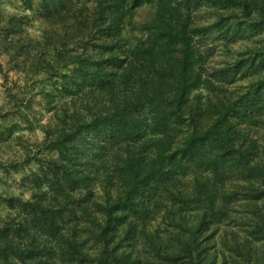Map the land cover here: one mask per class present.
Segmentation results:
<instances>
[{"label": "trees", "instance_id": "trees-1", "mask_svg": "<svg viewBox=\"0 0 264 264\" xmlns=\"http://www.w3.org/2000/svg\"><path fill=\"white\" fill-rule=\"evenodd\" d=\"M0 57L52 121L0 264H264V0H0Z\"/></svg>", "mask_w": 264, "mask_h": 264}, {"label": "rangeland", "instance_id": "rangeland-1", "mask_svg": "<svg viewBox=\"0 0 264 264\" xmlns=\"http://www.w3.org/2000/svg\"><path fill=\"white\" fill-rule=\"evenodd\" d=\"M8 1V0H7ZM9 8V7H8ZM153 15V9L150 7L141 8L136 16V24H141L149 19ZM41 18L36 17L33 19L32 25L29 27V32L34 35H40L43 28ZM129 34L128 32H126ZM132 34V33H130ZM135 35H140L138 30L133 32ZM6 57H0V62H4ZM6 67V66H5ZM9 79L4 80L2 74H0V164L6 167L5 164L9 163L13 159H18L22 152H25V147H32L31 145L39 143L44 137L40 126L42 124H50L51 113L47 111L43 99V92L38 90L39 84L35 87H30L31 104L22 107L25 115L18 113L19 104L9 96V92L12 91L18 96H26V85L23 80V76L14 72L9 73ZM32 82V81H30ZM45 83H40L43 86ZM49 88L48 86H46ZM15 126L16 132L11 137L9 127ZM22 135L23 140L18 141L16 136ZM7 138V139H6ZM0 169V194L6 195L7 192L13 194H22L24 198L29 197V193L26 192V188L21 187L20 177L17 174H4ZM25 191V192H24ZM5 205L0 203V214H5Z\"/></svg>", "mask_w": 264, "mask_h": 264}]
</instances>
